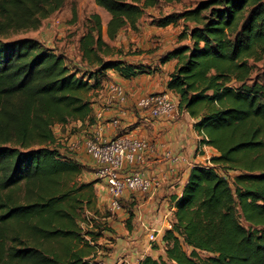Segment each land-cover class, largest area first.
Returning <instances> with one entry per match:
<instances>
[{
	"label": "trees",
	"instance_id": "1",
	"mask_svg": "<svg viewBox=\"0 0 264 264\" xmlns=\"http://www.w3.org/2000/svg\"><path fill=\"white\" fill-rule=\"evenodd\" d=\"M65 1L0 0V264H102L98 241L111 228L88 216H99L97 182L81 180L86 165L55 128L91 137L109 72L125 80L157 72L128 63L104 35L114 41L146 10L179 0H94L110 18L104 34L101 17H89L79 66L35 39H9L38 29ZM180 23L158 62L174 64L166 91L213 154L173 200L163 253L137 264H264V0H197L152 21ZM127 216L130 231L132 209Z\"/></svg>",
	"mask_w": 264,
	"mask_h": 264
},
{
	"label": "crops",
	"instance_id": "2",
	"mask_svg": "<svg viewBox=\"0 0 264 264\" xmlns=\"http://www.w3.org/2000/svg\"><path fill=\"white\" fill-rule=\"evenodd\" d=\"M171 49L169 48L164 53ZM162 53L157 51L154 53L157 56L151 60H142V57L130 59L124 57L130 64L157 68V72L151 75H140L130 80L109 72L108 81L117 83L123 88L126 100L119 105L115 100H110L106 90L103 89L95 98L94 104L95 114L102 113L101 119H96V124L91 128L95 136H102L106 139L138 138L146 140L149 144V148L142 154L144 163L140 166H126L124 170V173L141 170L153 182L150 193L126 192L121 198L125 202L134 203L132 229L126 232L128 235L126 245L130 254L138 249H148L144 227L159 230V239L154 245L163 252L161 238L164 231L171 227L174 211L173 200L180 196L191 168L195 165H206L213 154L210 149L202 150L198 146L199 139L192 128L194 121L187 113L178 111L174 118L164 120L152 117L148 111L141 110L137 106L138 100L148 94L168 92L165 85L174 64L169 62L160 65L158 59ZM168 93L177 104V98L172 93ZM112 120L118 121L117 127L112 125ZM77 159L85 165L91 163L94 165L91 168L96 169L92 173L95 178L88 180L100 179L102 181L94 186L97 191V207L104 210L106 205L111 211L105 181L97 175L96 164L85 150L78 153ZM204 161L207 162L204 163ZM123 217H126V212H122L120 218Z\"/></svg>",
	"mask_w": 264,
	"mask_h": 264
},
{
	"label": "rangeland",
	"instance_id": "3",
	"mask_svg": "<svg viewBox=\"0 0 264 264\" xmlns=\"http://www.w3.org/2000/svg\"><path fill=\"white\" fill-rule=\"evenodd\" d=\"M196 3L197 0H179L178 2L170 4L159 2L154 8L146 10L136 30L127 28L114 41H109L104 35V40L111 46L122 48L126 57H129V59L132 57H142V60H151L157 56L154 54L157 51L163 52V55L166 50L173 48L176 45L177 35L182 29V23L177 27L170 26L159 29L152 24V21L169 14L191 9ZM93 14H98L101 17L105 34L106 25L110 17L104 9L95 4L94 0H66L59 11L41 21L38 29L13 33L9 39H35L44 46L56 50L58 53H62L66 61L72 66H79L78 41L85 33L87 21ZM81 68L83 69L84 67ZM257 68L259 72L257 74H261L264 71V61L258 63ZM55 134L58 140L67 145L69 144V146L80 141V145L72 150L77 155L80 151L85 150L83 142L86 136L83 137V133L71 131L70 126L67 128L57 126L55 128ZM206 162L204 161V163ZM91 166L93 167L94 165L91 163L85 166V172L81 176L82 181L85 182L95 178V176H92V173L96 169L93 170ZM95 181L102 182L100 179ZM119 207L120 209L117 211H109L105 205L104 210L99 209V216L88 214L98 224L106 222L108 223L106 226L111 228V232H105L103 237L98 241L100 254L105 252L107 254L102 260V264H137L141 257L151 255L157 258L160 256L163 252L158 248L152 249V247L147 250L138 249L131 254L128 252L126 245V240L128 239L126 233L128 231L126 223L128 217L127 211L133 209L134 203L121 200ZM122 212H126L125 218H120ZM102 216L106 217L104 218Z\"/></svg>",
	"mask_w": 264,
	"mask_h": 264
},
{
	"label": "built area",
	"instance_id": "4",
	"mask_svg": "<svg viewBox=\"0 0 264 264\" xmlns=\"http://www.w3.org/2000/svg\"><path fill=\"white\" fill-rule=\"evenodd\" d=\"M104 89L110 100H115L119 105L125 102V93L119 84L107 81ZM137 106L141 110L148 111L152 117L164 120L174 118L178 112L177 104L168 92L148 94L138 100ZM101 117V112L96 114V119L100 120ZM111 123L114 127L118 126L117 120H112ZM79 145L80 141L72 144L71 149ZM83 145L85 152L97 166V175L105 181L111 211L120 209L119 202L126 192L148 194L152 191L153 182L143 171L134 170L124 173L126 166H140L144 163L142 154L149 148L146 140L124 137L106 139L92 134L84 140ZM200 148L208 149L206 146ZM144 229L150 249L157 244L160 232L154 228L144 227Z\"/></svg>",
	"mask_w": 264,
	"mask_h": 264
}]
</instances>
